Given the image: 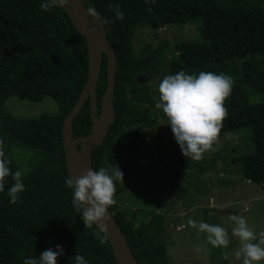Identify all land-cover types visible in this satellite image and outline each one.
I'll return each instance as SVG.
<instances>
[{
  "label": "trees",
  "instance_id": "16d2710c",
  "mask_svg": "<svg viewBox=\"0 0 264 264\" xmlns=\"http://www.w3.org/2000/svg\"><path fill=\"white\" fill-rule=\"evenodd\" d=\"M43 2L0 0V148L10 161L12 173L17 170L23 173L25 185L19 194L22 202L16 204L9 202L8 189L14 183L11 176L6 178L5 191L0 193V264H24L25 258H38L49 248L58 251L57 245L65 250L58 257V264H74L77 253L88 264H118L109 238L101 244L95 235L98 227H85L81 214L72 205L73 189L65 186L70 176L63 146V120L88 80L86 37L77 30L64 7L46 12L40 7ZM84 2L88 9L94 8L99 13L117 52L116 120L104 143L92 151L94 170L105 167L111 172L118 162L129 163L118 159L124 149L136 148L130 139L136 135L141 137L143 127L157 130L161 124L162 117L155 110L159 93L152 96L149 86L162 70L159 64L163 60L154 51L136 54L133 43L136 28L144 25L159 29L200 18L199 37L180 41L175 48L183 64L188 62V53L196 52L201 54V62L188 64L172 74L183 70L194 75L211 71L231 76L232 93L225 102L228 116L221 130L228 133L250 127L254 149L242 155L230 151L226 156L214 151L212 159L220 157L224 163L236 160L240 162L239 171L244 180L255 184L264 181V46L258 50L251 40L254 23H264V1ZM117 3L124 15L122 20L110 8ZM106 66L107 59L103 57L97 88L99 112L107 86ZM11 97L35 103L50 97L57 103L58 111L17 117L7 106ZM90 112L87 99L74 119L75 137L91 131ZM187 160L186 156L166 160V175ZM123 191L121 183L116 182L115 198ZM110 210L139 264H175L168 256V231L174 228L169 222V213L138 211L134 220L128 217L130 208L120 209L115 204ZM215 248L211 246L212 256L220 264H230L229 259L223 258V250Z\"/></svg>",
  "mask_w": 264,
  "mask_h": 264
},
{
  "label": "rangeland",
  "instance_id": "374dc122",
  "mask_svg": "<svg viewBox=\"0 0 264 264\" xmlns=\"http://www.w3.org/2000/svg\"><path fill=\"white\" fill-rule=\"evenodd\" d=\"M200 22V18H196L159 29L144 25L136 28L133 36L136 54L141 56L154 51L163 60L159 64L162 70L150 82L152 96L159 93L158 85L164 76L171 75L188 64L201 62L202 56L196 52L188 53V62L183 64L179 58L180 52L175 48L180 41L199 37ZM263 37L264 23H254L251 40L258 50H261L259 46H264ZM7 106L15 116L21 118L58 111L57 103L50 97H45L38 103L11 97ZM155 110L162 117L159 128L155 130L143 127L141 137L146 142L139 140V145L131 148L133 150L124 149L118 159H126L129 163L120 161L117 165L125 179L117 181L124 191L115 198L116 206L120 209L130 208L128 217L134 220L138 211L169 213L168 219L174 228H169L168 231V256L175 264H220L218 258L212 256L213 249L211 250L212 245L206 239L207 234L192 228L188 224L189 219L224 227L229 233L230 244L226 250L221 249L223 253L228 252L230 264H242V259H237L234 255L239 247V240L232 235L235 224L230 217L233 214L243 216L256 233L264 231V181L260 180V184H255L244 180L239 171L240 162L228 160L224 163L220 157L212 159L214 152L205 153L204 160L201 161L188 158L185 163L171 168V172L167 170L172 174L166 175V160H177L185 155L171 126L167 124L163 111L156 107ZM250 135L252 131L248 126L228 133L225 129L221 130L220 147L216 152L225 156L230 151L239 155L251 153L254 146ZM216 209H226L229 212L216 213ZM178 226L182 229L177 230Z\"/></svg>",
  "mask_w": 264,
  "mask_h": 264
},
{
  "label": "clouds",
  "instance_id": "9594fccd",
  "mask_svg": "<svg viewBox=\"0 0 264 264\" xmlns=\"http://www.w3.org/2000/svg\"><path fill=\"white\" fill-rule=\"evenodd\" d=\"M151 3L154 4L155 0H151ZM69 4L70 0H44L40 7L47 12L54 7L63 8ZM110 8L117 19L124 18L119 3L110 5ZM87 11L91 17L99 19V13L94 8ZM232 88L231 76L211 71H201L194 75L181 70L164 76L159 83V99L155 107L162 110L167 117V124L171 126L174 137L187 158L201 161L205 153L219 150L220 131L228 116L225 102L230 97ZM138 137L141 141L142 138ZM9 163L0 148V193L5 191L6 178L11 176L14 183L8 189L9 202L16 204L22 202L19 194L25 190L23 173L20 170L12 173ZM123 177L119 166H113L111 172L105 167H100L99 170L88 169L78 177L71 176L65 180V186L73 189L72 205L75 211L81 214L86 228H92L94 225L98 227L95 235L101 244L108 241V210L117 203L116 182L124 181ZM230 219L235 224L232 235L239 240V247L234 253L236 258L242 259V264H262L264 231L256 233L243 216L233 214ZM188 224L198 232L206 233V239L212 246L225 250L228 248L229 233L224 227L192 219H189ZM181 229L178 226V230ZM56 247L58 251L49 248L38 258H25L24 264H58V257L63 255L65 250L60 245ZM223 258L228 259L227 251L224 252ZM74 264H88V261L77 253L74 256Z\"/></svg>",
  "mask_w": 264,
  "mask_h": 264
},
{
  "label": "water",
  "instance_id": "95a60500",
  "mask_svg": "<svg viewBox=\"0 0 264 264\" xmlns=\"http://www.w3.org/2000/svg\"><path fill=\"white\" fill-rule=\"evenodd\" d=\"M65 10L70 15L77 30L86 37L89 54L88 80L71 111L63 120V146L66 154L69 176L78 177L85 170L94 169L92 151L104 143L108 131L116 120L114 90L117 77V52L109 41L100 19L88 14L84 0H70ZM107 59V86L102 96L101 109L98 111V83L101 77L102 60ZM87 99L90 100L91 131L85 136H74V119L83 108ZM133 137L130 139L132 143ZM134 145V144H133ZM226 213L228 210H215ZM110 223L108 227L109 241L118 264H139L121 226L108 210ZM105 234V233H104Z\"/></svg>",
  "mask_w": 264,
  "mask_h": 264
},
{
  "label": "flooded vegetation",
  "instance_id": "af4514ba",
  "mask_svg": "<svg viewBox=\"0 0 264 264\" xmlns=\"http://www.w3.org/2000/svg\"><path fill=\"white\" fill-rule=\"evenodd\" d=\"M139 140H140V138L138 136H133L132 144H134L135 146H137L138 143H139Z\"/></svg>",
  "mask_w": 264,
  "mask_h": 264
},
{
  "label": "crops",
  "instance_id": "0c3cea01",
  "mask_svg": "<svg viewBox=\"0 0 264 264\" xmlns=\"http://www.w3.org/2000/svg\"><path fill=\"white\" fill-rule=\"evenodd\" d=\"M179 220H181V218H180V219H178V221H179Z\"/></svg>",
  "mask_w": 264,
  "mask_h": 264
}]
</instances>
